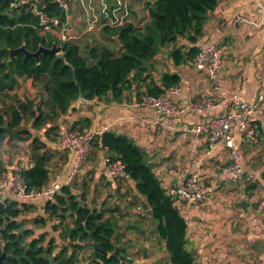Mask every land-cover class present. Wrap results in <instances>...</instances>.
<instances>
[{
  "label": "crops",
  "instance_id": "1",
  "mask_svg": "<svg viewBox=\"0 0 264 264\" xmlns=\"http://www.w3.org/2000/svg\"><path fill=\"white\" fill-rule=\"evenodd\" d=\"M123 1L116 0L113 6L106 0H73L71 5L68 2L65 26L73 28L74 38L70 40L82 46L111 45L101 32L102 27L112 26L113 19H133L134 3L130 7L128 2ZM120 3L125 4V10H119L117 6ZM145 15L147 17L146 9ZM262 19L264 0H219L216 7L206 13L202 36L196 42V47L217 44L221 48L218 77L222 88L249 101H255L257 95L264 91ZM90 22L92 25L88 26ZM49 33L63 40L60 29ZM178 47L186 52L190 43L185 38H178L170 45L160 46L157 54L146 63V82L154 79L159 83L163 73L177 74V85L181 86L183 96L219 98L220 93L213 89L212 82L205 73L193 67L191 60L179 63L172 60L170 51ZM26 85L32 94L29 99L35 102L34 84ZM19 86L21 84H18L17 90H20ZM144 88L141 86L138 90L143 92ZM137 96L133 88L124 92L122 101L78 97L72 101L68 112L48 119L38 129L30 121L27 125L23 124L15 130L14 136L6 137L0 145L2 170L21 173L29 168L32 165L31 153L36 145L34 138L39 140L38 150L48 158L49 178L45 185L58 182L68 186L79 203L101 210L106 218L116 220L119 246H125L132 253L140 249L142 254V248L146 247L148 256L143 259H148V264H169L164 254L165 243L155 232L157 223L150 217L145 198L137 195L134 183L130 179L110 182L102 173L106 149L93 143L82 173L65 184L73 163V152L56 148L53 140L64 131L84 134L108 126L107 131L126 135L145 151L148 163L167 191L175 184L182 168L203 177L207 198L201 206L194 210L184 205L179 208L187 222V248L195 256V264H264V209L257 210L263 195V183L260 180L250 188L241 179L228 181L222 168L231 161L232 150L219 145L208 154L203 138H194L188 130L197 122L225 112V104L202 114L186 110L178 116H164L154 110L133 106L141 97ZM171 98L176 104L182 103V96ZM24 129L29 130L30 135L25 134ZM259 131L261 143L242 144L237 135L233 151L238 154L242 167L263 175L264 117L261 118ZM56 195H62V191ZM56 195L16 200L22 210L19 219L24 227L32 230L28 240L41 234H45L46 240L53 238V255L61 246H71L68 238L61 235L62 220L59 217L49 218L46 211L47 202L55 201ZM242 199L249 202L247 210L237 206ZM1 200L15 199L8 190H4ZM41 218L45 219V223L40 221ZM79 244L84 248L78 252V261L86 264L92 253L84 259L85 252L94 245L87 240Z\"/></svg>",
  "mask_w": 264,
  "mask_h": 264
},
{
  "label": "trees",
  "instance_id": "2",
  "mask_svg": "<svg viewBox=\"0 0 264 264\" xmlns=\"http://www.w3.org/2000/svg\"><path fill=\"white\" fill-rule=\"evenodd\" d=\"M14 1L0 0V145L29 121L38 129L48 119L68 112L72 101L78 97L122 101L124 92L129 89L134 88L140 97L142 93L159 95L177 85L178 75L169 73H163L159 83L154 79L146 82V63L160 46L170 45L178 38H185L190 47L186 52L180 47L173 48L172 60L175 63L191 60L197 52L196 42L202 36L206 13L214 9L219 0H146L147 17L141 26L133 22L104 25L101 32L111 45L85 46L74 40H60L38 28L32 4H37L48 16L65 21L67 9L62 0H29L28 4L11 7ZM106 1L111 6L116 3V0ZM115 36L123 44V51L114 48L118 45ZM53 43L60 46V53H42L38 59L23 52L10 56L12 49L22 45L34 52L40 45L50 47ZM19 78H31L35 85L44 87L48 97L44 107L29 98L18 97L15 90ZM141 86L145 87L143 92L138 90ZM22 131L30 135L29 130ZM34 141L32 165L20 172L28 188L39 189L49 178L48 158L38 150L41 142L35 138ZM93 143L120 156L137 195L145 198L151 217L156 220L155 232L165 243L169 264H195V256L187 248L186 219L173 196L161 185L145 151L126 135L111 131L96 136ZM2 168L0 162V171ZM61 191L62 195H56L55 201H48L45 207L49 218L62 220L61 235L68 238L71 246H61L53 255V238L46 240L45 234H41L28 240L32 230L24 227L19 219L22 212L19 203L6 200L0 208L3 264H80L78 252L84 246L79 243L85 240L94 245L86 264H129L113 254L115 248L123 256L140 255V249L132 253L125 246H119L116 220L106 218L101 210L79 203L68 186H62ZM40 221L45 223L44 218Z\"/></svg>",
  "mask_w": 264,
  "mask_h": 264
},
{
  "label": "built area",
  "instance_id": "3",
  "mask_svg": "<svg viewBox=\"0 0 264 264\" xmlns=\"http://www.w3.org/2000/svg\"><path fill=\"white\" fill-rule=\"evenodd\" d=\"M79 1L82 2L83 0ZM28 3L29 0H15L11 3V7ZM31 9L38 18V28L42 33L60 29L63 40L74 38L73 28L65 26L66 21L48 16L37 4H32ZM240 20L245 21L244 19ZM124 22H133L138 26L143 24L131 19H113L110 24L115 26ZM260 24L264 26V19L260 21ZM90 25H92L91 22L88 26ZM220 57L221 48L217 44H201L197 47V52L191 59L193 67L197 71L205 73L212 82L213 89L220 93L219 98L216 99L210 96L186 97L183 96L180 85H172L159 95L145 93L132 105L144 110H154L158 115L178 116L186 110L202 114L216 106L225 104L227 108L225 112L197 122L188 130L194 138H203L208 154L212 153L219 145L232 150L231 161L222 168L228 181L234 182L241 179L244 184L251 186L261 180L263 195L257 204V210L260 211L264 209V174H258L242 167L239 156L233 151V147L237 135L241 138L242 144L257 145L262 142L259 124L261 118L264 117V91L257 95L255 101H249L238 94H229L224 91L218 77L221 66ZM174 95L182 96L181 104H176L172 100L171 96ZM107 129L108 126H105L103 129L89 131L84 134L64 131L53 140V145L56 148L73 152V163L65 184L70 183L77 175L82 173L83 166L90 155L93 140ZM102 173L110 182L130 179L120 156L107 151L104 156ZM62 186L63 184L55 182L39 189H30L21 173L0 171V199L3 198L4 190H8L15 200L53 197L61 190ZM168 192L173 196L179 208L184 205L190 210L199 208L207 198L206 184L203 177L197 172L188 171L187 168H182L175 184L171 186Z\"/></svg>",
  "mask_w": 264,
  "mask_h": 264
},
{
  "label": "rangeland",
  "instance_id": "4",
  "mask_svg": "<svg viewBox=\"0 0 264 264\" xmlns=\"http://www.w3.org/2000/svg\"><path fill=\"white\" fill-rule=\"evenodd\" d=\"M144 1L146 2V0H124L123 1L124 3L128 2L130 7L134 3V6H133V14L134 15L132 16L133 17L132 21L136 20L137 23H139V22L142 23L143 20L146 18V15H145L146 6L143 3ZM68 2L71 5L73 0H69ZM117 7L119 8L120 11L125 10V4H123V3L118 4ZM114 48L117 50L118 49V45H115ZM19 84H21V86H19L20 90H17L18 87L16 89V94L18 95V97H20V99H23V100L32 97V94L27 90L28 87H27L26 84H34L33 81L30 78H28V79L27 78H20L19 79ZM34 86H35V88H33V96L35 98V103L36 104H40L42 107H44L46 105L45 103H46V101L48 99L46 92H44V87L43 86H39V85H35V84H34ZM37 98L40 99L41 101L39 102V100H37ZM148 212L150 214V210L149 209H148ZM150 217H151V214H150ZM153 220L156 222L155 219H153ZM164 249H165V246H164ZM91 253H93L92 247L88 248V250L85 252L84 259H87L89 257V255H91ZM164 254L167 256L168 262H169V255H168L166 249L164 250ZM131 258H133L134 260L138 261V264H141V262L142 263L143 262H147V260H148V259H143V254L142 253H140L139 256L131 257Z\"/></svg>",
  "mask_w": 264,
  "mask_h": 264
},
{
  "label": "water",
  "instance_id": "5",
  "mask_svg": "<svg viewBox=\"0 0 264 264\" xmlns=\"http://www.w3.org/2000/svg\"><path fill=\"white\" fill-rule=\"evenodd\" d=\"M68 1L69 0H62L61 3L66 7ZM115 39L118 42V50L123 51L124 46L120 42L118 36H115ZM60 51H61L60 46L55 44V43H53L50 47L40 45L34 52L28 51L26 49V47L24 45H22L16 49H12L10 51V56H13L17 52H23L27 56H32V57H35L36 59H38L40 54H42V53L43 54H58V53H60ZM4 126H6V124ZM4 205H5V202L0 199V208H2ZM248 205H249V202L246 199H242L237 203V206L242 207L244 210H247ZM95 249H97V248L95 247ZM142 252H143V257L147 258L148 255L146 252V247L142 248ZM113 254L118 255L122 261H125L129 264H138V261L134 260L133 258H131L129 256L120 255L118 248H115V250L113 251ZM3 256H4V253H1L0 254V264H3ZM142 264H148V263L143 262Z\"/></svg>",
  "mask_w": 264,
  "mask_h": 264
}]
</instances>
